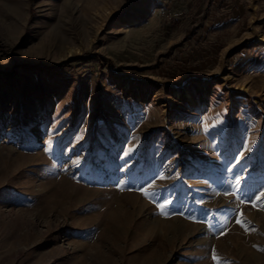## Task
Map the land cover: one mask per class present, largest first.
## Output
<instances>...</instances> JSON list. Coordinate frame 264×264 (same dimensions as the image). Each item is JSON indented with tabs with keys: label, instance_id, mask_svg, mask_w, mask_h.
<instances>
[{
	"label": "rangeland",
	"instance_id": "rangeland-1",
	"mask_svg": "<svg viewBox=\"0 0 264 264\" xmlns=\"http://www.w3.org/2000/svg\"><path fill=\"white\" fill-rule=\"evenodd\" d=\"M261 45L264 0H0V264H245L232 198L264 264Z\"/></svg>",
	"mask_w": 264,
	"mask_h": 264
},
{
	"label": "bare ground",
	"instance_id": "bare-ground-1",
	"mask_svg": "<svg viewBox=\"0 0 264 264\" xmlns=\"http://www.w3.org/2000/svg\"><path fill=\"white\" fill-rule=\"evenodd\" d=\"M176 94L177 96H179L178 92H176ZM182 94L185 95V97L187 98L188 102L191 105L194 104V101L190 95H188L184 91L182 92ZM218 199L221 201L227 202V197L224 195L218 196V198H216L215 200H218ZM231 200L233 202L231 206L228 207L231 213L230 217L228 218V223L232 224V222H235V224H233L232 228L229 231H227L225 235L222 237L224 238V240L221 241L220 247H222L221 249H224V247H226L227 244H230L231 247L233 248H237V247H240V249L243 248L242 251L244 250L246 253L248 252L244 256L245 264H250V263L257 264L258 262L257 255H255L254 253H251L252 249L256 247V239H254V243H251L253 236L251 234L245 235V231L249 229L248 227H250L249 218H250V214L253 215L252 213H254V208L256 206V203L250 202L249 204L244 205L242 203H239L234 198H232ZM254 204L255 206H253ZM204 207L208 208V205ZM218 207L219 206L217 207L213 206L212 208H218ZM223 207H227V206L223 204L219 208H223ZM134 211H135V214H138V215L140 214V210H134ZM186 211L187 210L185 208L181 209L182 215L179 214L180 216L178 217H170V218L161 217L162 219L159 217H156L151 223L148 222L149 226L146 229V231L149 233L155 230L157 232H160L164 240L168 243L171 242V239H170L171 237L169 236H176L177 234H180V233L183 234L186 232L188 233L191 231L193 232V230L198 229L199 226L198 225L195 226L197 224V222L195 221L188 222L182 218V216H184ZM246 211L249 212L250 214L249 213L247 214ZM237 218L240 219L241 221L240 224L236 222ZM129 221H130L129 229L130 228H135L138 230L141 229V222L131 219V218ZM256 227H258L259 230L262 229L264 232V217L262 221L257 222Z\"/></svg>",
	"mask_w": 264,
	"mask_h": 264
},
{
	"label": "snow or ice",
	"instance_id": "snow-or-ice-1",
	"mask_svg": "<svg viewBox=\"0 0 264 264\" xmlns=\"http://www.w3.org/2000/svg\"><path fill=\"white\" fill-rule=\"evenodd\" d=\"M45 150L47 151L48 149H45ZM131 151H133V150L126 151V152L124 153V155H125V156H130V155H131ZM230 170H231V169H230ZM140 191L143 193V192H144V189L141 188ZM262 196H264V192L260 193V194L256 197V200H260V198H261ZM244 202H245V201H244L243 199H241V203H244ZM157 206H158L160 209H163L165 205H163V204H158ZM253 206H255V204H254ZM181 215H182V213H181ZM236 222H237L238 224L241 223L240 219H238V218H237ZM223 234H224V233L222 232L221 235H223ZM213 260H214V261L217 260V257H216L215 255H213Z\"/></svg>",
	"mask_w": 264,
	"mask_h": 264
},
{
	"label": "trees",
	"instance_id": "trees-1",
	"mask_svg": "<svg viewBox=\"0 0 264 264\" xmlns=\"http://www.w3.org/2000/svg\"><path fill=\"white\" fill-rule=\"evenodd\" d=\"M264 48V45H261V47L259 48V50H261V49H263ZM235 59H236V61H235V63H234V65H233V67H235L237 70H240V69H242L241 68V60H242V56L239 54V55H236L235 56Z\"/></svg>",
	"mask_w": 264,
	"mask_h": 264
}]
</instances>
